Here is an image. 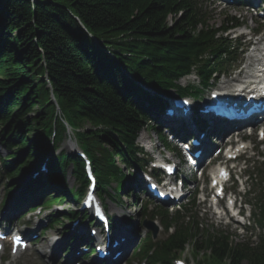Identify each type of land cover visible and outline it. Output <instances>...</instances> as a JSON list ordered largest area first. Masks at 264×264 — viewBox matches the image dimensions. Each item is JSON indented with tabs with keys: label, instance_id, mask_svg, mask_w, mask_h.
<instances>
[{
	"label": "trees",
	"instance_id": "1",
	"mask_svg": "<svg viewBox=\"0 0 264 264\" xmlns=\"http://www.w3.org/2000/svg\"><path fill=\"white\" fill-rule=\"evenodd\" d=\"M198 1L0 0V145L7 151L0 156V178L27 180L34 171L40 173L52 131L57 129L58 147L68 126L78 130L75 137L92 161L99 195L114 183L119 197L125 171L140 168L136 140L152 127L161 97L171 90L197 97L237 60L239 48L225 32L239 22L210 26ZM193 72L198 86L177 84ZM152 129L170 149L160 131ZM70 169L77 186L67 189ZM42 183L57 187L58 197L48 198L49 205L78 201L88 180L83 162L61 152L52 155L39 183L25 186L30 203ZM158 210L165 228L176 231L152 256L147 239L141 257L150 264H171L186 246L195 256L204 253L197 264H264V238L253 247L237 244L219 232L201 230L196 216L184 225L180 213L170 217ZM261 218L264 222V206Z\"/></svg>",
	"mask_w": 264,
	"mask_h": 264
},
{
	"label": "rangeland",
	"instance_id": "2",
	"mask_svg": "<svg viewBox=\"0 0 264 264\" xmlns=\"http://www.w3.org/2000/svg\"><path fill=\"white\" fill-rule=\"evenodd\" d=\"M241 1L243 2L244 0H241ZM198 2L202 5V10L208 14V17L210 20L209 24L212 27H217V26L220 27L221 25L224 24V21L230 17H236V18L242 17V19L244 17L245 21H246L245 25L249 29L254 28L257 25L255 19H252V18H249L246 16V14H245L246 11L244 9V6L242 4H240V1H238V0H233L232 3H230L228 5L221 2L222 3L221 8L224 9L226 7V9H224L223 11H221L220 8H218L217 0H199ZM179 17L180 16H178L177 18H179ZM173 22H174L173 18L172 17L169 18V24H172ZM233 37H234V35H233ZM247 42H248V39L243 38V41L241 43L244 45ZM245 57L246 56L241 57L242 67H243V65H246ZM231 78H234V76ZM227 80L228 79L224 78V77L219 78L217 83H216V88H221L222 84H225L226 83L225 81H227ZM194 81H196V78L194 76H192V77H189L187 79L182 80L179 83V85L182 87H186L189 84L193 83ZM173 96H177V95L174 93ZM51 98H52V100L54 99V97H52V96H51ZM202 99H203L202 101L207 100V94L203 93ZM86 128H89V126H86ZM146 136H148L152 140L153 146L158 148V151H163L162 146H161L157 136L151 130H147V131L145 130V132H143L141 134L140 140H138L139 146H141L142 140ZM73 143L74 142L64 141L61 144L62 150H65L67 152H71V150L73 151L74 150ZM260 151L264 152V148H261ZM145 152L150 157L149 151L146 150ZM0 156L1 157L7 156V151L1 145H0ZM166 157L170 158L171 154L167 153ZM69 174H70V171H69ZM39 176H40V173L37 171H34V173H32V175H31V177L27 180L15 179L14 181L6 182V181L0 179V222H5V221H2V218H3V216H5L7 214V212H9V209L11 210V213L15 212V211L17 212V210H15L16 209L15 208L16 207V201H18L17 199H18V197H20L21 191H23L25 186L27 184H29L31 181L36 180L38 182V180L40 178ZM138 176H139V173H136L137 179H138ZM8 183L12 184V187H14V188H19V191H18L16 196L13 197L12 195L9 194V192H8L9 190H8V188H6V185ZM139 183H142V182L140 181ZM66 184H67L68 188H72L74 186V181L70 175H68ZM39 187L44 188V185L40 184ZM114 187H115V185H112V187H110V189L108 190V193L111 196H113L112 189ZM192 189H193V186H192V184H190L188 187V191L190 192ZM189 197H190V195H189ZM6 198L8 200L5 202ZM112 200L113 199L108 198L106 203H107L108 207L110 208V215L114 217V219L117 223L116 226H119L122 222L124 224H126L128 227L131 226L130 223H132V225L136 224V227L132 226L131 228H126V230L132 229V231L134 233V237L140 236V231H141V229H143L141 226V221L143 219V216L141 215L142 212H141V209L139 208V204H140V206L145 205L148 202L147 198L145 196H143L141 194V192H138L134 195V197L132 196L131 200L129 198H125L124 196L121 197V200H118L116 198H115L114 202ZM77 208H78V206H76V204L73 203L72 201H67V202L58 203V204L56 203V205L45 210L44 213H41L40 217H38L36 219H32L33 226H34V223H36L37 221H41V220H42V225H43V228L39 227L37 229L38 232L35 233V235L38 238V244H37L36 248L32 251L26 252L25 254L19 256L18 258L10 257V255L7 252L0 253V264H50V259L53 256L52 254L54 252H56V254H54V256L55 257L57 256L56 258H58V253H60V250L64 246V245L62 246L63 243L61 245H56L57 244L56 241L64 240L66 242V240L69 239L70 232H72V230H70V227L72 226V224L69 225L68 222L64 221L63 214H68V212H70L72 210H76ZM151 209H153V207L149 208V210H151ZM202 214H204L203 211H201V215H200V217L203 218V223L211 225L212 219L215 220L216 223H219V221L216 218L212 217L211 214L208 213L206 216H203ZM19 215H20V213H18L17 216L14 214V216L12 217L13 219H15L14 224L15 225L21 224V226H23V224H25L28 221V219L27 218L23 219L21 217H18ZM48 217L57 218L59 221L63 220L64 225L58 226V227L54 228L53 230L47 231L45 234L42 235V237H39L40 231L48 226L49 222L46 221V219ZM86 224L87 223L84 222L81 226L85 227ZM21 228H22V230H25L24 227H21ZM68 229H69V231H68ZM124 229L125 228H122L121 230H124ZM252 231L254 234H257L259 232V229L257 227H254ZM128 232L130 233L131 231H128ZM120 236L124 237L123 235H120ZM158 236H159V238H161L163 236V231L160 232ZM43 237H45V238H43ZM41 238H43V239H41ZM125 238L127 239V237H125ZM248 238H249V236H248ZM131 240H133V239H131ZM245 240H246L245 237L240 238V236H238L235 241L236 242H243ZM53 245L55 246L54 249H53V247H54ZM52 249H53V252H52ZM65 258H66L65 256H63V255L61 256V254H60L59 259H58L56 264H63ZM183 258L186 259L189 264H195L194 259L191 255L190 251ZM67 262H69V261H67ZM125 264H129V261H127Z\"/></svg>",
	"mask_w": 264,
	"mask_h": 264
},
{
	"label": "bare ground",
	"instance_id": "3",
	"mask_svg": "<svg viewBox=\"0 0 264 264\" xmlns=\"http://www.w3.org/2000/svg\"><path fill=\"white\" fill-rule=\"evenodd\" d=\"M226 84V83H225ZM192 120L190 119L189 121H188V123H189V125H191L192 126V122H191ZM195 134H198V133H200V129H198V128H195ZM207 132V134L209 135V136H214V133L212 132V131H209V130H207L206 131ZM11 215V216H10ZM9 216V217H8ZM13 216V213H11V211L10 212H7V214L4 216V218H11ZM128 231H131V230H126V228L124 229V230H117L116 232L117 233H119L118 235H123L124 237H127V242H126V244H124L123 245V247H122V250H125L128 246H130V243H131V239H134V233H133V231H131L130 233L128 232ZM123 232V233H122ZM48 240V239H47ZM62 244V242L60 243V244H58V245H61ZM47 248V247H46ZM46 250V249H45ZM54 254H56V252H54L53 253V255ZM58 255H59V253H58ZM57 257V256H56ZM56 257H54V258H52L53 260H56ZM68 261H70V260H68ZM68 263V262H67Z\"/></svg>",
	"mask_w": 264,
	"mask_h": 264
},
{
	"label": "snow or ice",
	"instance_id": "4",
	"mask_svg": "<svg viewBox=\"0 0 264 264\" xmlns=\"http://www.w3.org/2000/svg\"><path fill=\"white\" fill-rule=\"evenodd\" d=\"M262 135H264V134H262Z\"/></svg>",
	"mask_w": 264,
	"mask_h": 264
}]
</instances>
